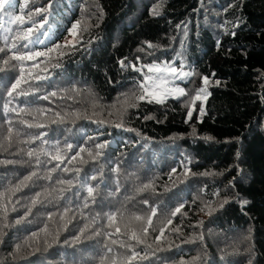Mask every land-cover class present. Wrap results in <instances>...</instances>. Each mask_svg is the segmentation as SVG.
<instances>
[{
  "label": "trees",
  "instance_id": "1",
  "mask_svg": "<svg viewBox=\"0 0 264 264\" xmlns=\"http://www.w3.org/2000/svg\"><path fill=\"white\" fill-rule=\"evenodd\" d=\"M14 14L25 23L0 14V264H264V0ZM33 52L47 55L14 59ZM172 61L195 73L186 95L137 100Z\"/></svg>",
  "mask_w": 264,
  "mask_h": 264
},
{
  "label": "snow or ice",
  "instance_id": "2",
  "mask_svg": "<svg viewBox=\"0 0 264 264\" xmlns=\"http://www.w3.org/2000/svg\"><path fill=\"white\" fill-rule=\"evenodd\" d=\"M28 0H25V5H27ZM16 9V0H0V14H8L9 16V22L10 23H19L20 25H23L25 23V17L23 15H15ZM23 10L21 9V12ZM43 11V10H41ZM153 14H159L157 9H153ZM2 27V25H0ZM77 25H73V35L76 34ZM11 31V30H9ZM234 35V33H233ZM15 40H21V41H29L31 42V29L27 31H18L15 33ZM7 43V41H5ZM12 48H16L17 45L15 42L12 43L11 45ZM57 48L60 46L57 45ZM148 47H154V45L149 44ZM4 49H0V51H3ZM11 50V49H10ZM51 51H55V49H50ZM47 53L44 52H33L29 55H18L15 56L14 59L19 60V61H24V60H35L37 57L40 56H45ZM5 64L8 63L7 60L4 61ZM123 63V62H122ZM38 66V65H37ZM148 71L152 73H157L159 75L156 76H146L145 80L146 83L141 84V94L136 97L137 100H145L146 98L148 99L149 103H152L155 101L156 103L163 104L166 99L169 96H172L174 98H178L179 96H184L186 95L185 90L183 88H178V87H169V82L170 80L173 79H180L183 77H190L192 75H195V73L192 72H183V71H178L177 68L171 67L168 64H165L163 67L160 65H151L148 67ZM39 78V77H37ZM24 81V71L21 69L20 72V77L16 79L15 83L12 85V90L8 93V95H12V92H15L16 89L20 86L21 82ZM209 80L208 77H203V84L205 87H201L197 90L194 99L190 100L189 104L186 105L191 108V106L194 104L195 100H200L201 97L206 98L209 93L207 92L206 86L208 85ZM218 83V82H217ZM21 94H27V93H21ZM52 95H55V93H52ZM126 103V102H125ZM135 106V105H132ZM201 115H203V111L201 110ZM188 119H191L192 117V111L189 110L187 113ZM147 119H152L151 116L147 117ZM31 127V125H29ZM193 132H195V129H193ZM206 139H211L210 137H206ZM100 147H103V145H100ZM29 156L32 155L31 152L28 153ZM54 159L60 160L61 157L59 155L55 156ZM35 175V173H33ZM94 178V177H93ZM70 183V182H69ZM88 193L91 195L94 191L92 187L87 188ZM227 203V201H225ZM246 203V202H245ZM223 207V204L221 205ZM176 212H180V208L176 209ZM155 213H153L154 215ZM110 219H115V217H110ZM136 219H140V217H136ZM170 222V221H169ZM148 223L150 224L151 221L149 220ZM117 232H119V228L116 229ZM133 238L138 239L136 237L135 233H133ZM142 242V241H141ZM134 258V257H133ZM115 264V261L113 262Z\"/></svg>",
  "mask_w": 264,
  "mask_h": 264
},
{
  "label": "rangeland",
  "instance_id": "3",
  "mask_svg": "<svg viewBox=\"0 0 264 264\" xmlns=\"http://www.w3.org/2000/svg\"><path fill=\"white\" fill-rule=\"evenodd\" d=\"M165 64H168V65H170L171 67H175V68H177L178 71L192 72V73H193V71L190 70V69H181L180 67H178V65L176 64V61H172V62H170V63L165 62L164 64H162V65H160V66L163 67ZM156 75H159V74L149 72L146 76H156ZM146 76H145V77H146ZM192 76H193V75H192ZM192 76H190V77H183V78H180V79H173V80H170L168 86H169V87H178V88L184 87V84L190 82V79H191ZM144 83H146V80H145V79H144ZM169 98H174V97L169 96L167 99H169ZM167 99H166V100H167Z\"/></svg>",
  "mask_w": 264,
  "mask_h": 264
}]
</instances>
